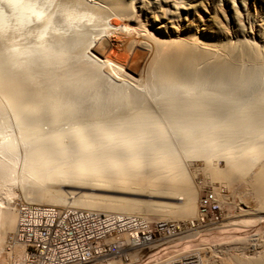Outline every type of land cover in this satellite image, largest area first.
<instances>
[{"label": "bare ground", "instance_id": "1", "mask_svg": "<svg viewBox=\"0 0 264 264\" xmlns=\"http://www.w3.org/2000/svg\"><path fill=\"white\" fill-rule=\"evenodd\" d=\"M186 2L0 0V253L6 264H23V247L12 239L19 202L186 222L151 246L159 251L181 233L192 238L200 231L194 234L203 216L201 182L237 187L252 200L241 218L210 227L222 233L254 223L248 232L260 233L248 250L221 264H264V87L239 103L237 96L222 101L216 86L232 60L264 64V51L253 37L243 38L241 21L230 33L215 13L212 33L209 24L181 21ZM206 33L235 37L209 41ZM127 241L117 234L106 243Z\"/></svg>", "mask_w": 264, "mask_h": 264}, {"label": "rangeland", "instance_id": "2", "mask_svg": "<svg viewBox=\"0 0 264 264\" xmlns=\"http://www.w3.org/2000/svg\"><path fill=\"white\" fill-rule=\"evenodd\" d=\"M186 1L187 2L185 3V6L188 7L189 12H188V15L181 16L180 18L181 21L182 19L183 21L184 19H186L185 21L186 22L190 21L191 24L189 23L188 24L192 25L193 27L194 26L195 27L196 26L205 27L206 25L207 26L210 25L213 28L212 30L208 29L207 31L208 32L211 31V33L213 30H216L214 26V21L210 19L212 18L211 16L213 15V13L216 14L217 20L220 22L222 27L224 26V29L228 30L229 33L231 31H236L238 29H241V26L236 25L238 21H241L243 24L242 29L247 32V34L243 35V38L251 40L252 39L251 37H253L252 40H254V42L257 45L261 46L262 50L264 51V0H186ZM232 16L235 17L236 21L232 20ZM182 34L186 35L187 31L186 30L184 31L183 29ZM203 36H204L203 38L206 40L217 41V42L220 40H224V38L234 39L235 37L234 35H231V34L227 35L226 37H223V36L218 37L217 35H212L209 33H206ZM25 41L22 40L23 43H25ZM253 61L252 59L242 60V61L237 60V59H235L234 61L232 60L230 65H228L227 70H225L226 74L218 76L219 83L216 84V86L219 90L218 93L220 94L219 96L222 101L228 102L229 98L237 96L235 97L237 99L243 98L242 101L240 99V102L239 100H237L239 103H245V100L248 103V100H249L248 97L250 98L251 96H253V94L258 93V91L263 89L264 87V64L260 62L258 63L257 60H255L254 62ZM228 71L230 73H228ZM206 77H209L210 79H212L211 75H206ZM245 94H247L248 97ZM250 102L251 101H249V103ZM194 181L195 183L199 184V182H201V177L197 176L194 179ZM214 186H217V184L215 183ZM237 189H238L237 187L234 189H229L225 187H213L212 188L210 183L201 182L198 188V198L202 194H204L205 191H210V192L212 191L217 203L220 204L221 218H222L221 221L227 222L229 220H234L235 218H241L243 210L247 206L245 202L249 201L248 204H250L252 201V200H249V198H247L246 195H242V193L238 192L239 190ZM95 192L98 194H102V195L103 194L105 195L111 194V196L120 195L121 197L123 196L127 199L128 198L129 199L139 198L142 200L148 199L147 197L136 196L135 194L129 195V194H118V193H106L103 191L102 192L95 191ZM151 199L154 201L158 200L157 198H151ZM198 203H199V200H198ZM197 209H198V206H197ZM252 218H257V217L253 216ZM160 220L162 219H159L156 216V214L149 215V221L152 223H157ZM172 222L173 224L179 223L178 225L181 227L182 230L184 229L183 223H186L184 221H181L180 219H172ZM213 225H214V222H212V220H210L209 217L207 219L205 218L204 221H201V226L199 224V227L196 228L197 230L196 229L194 230V234L195 232H198L200 230L199 231L200 233L199 232L196 233L197 234L196 237L190 238L187 236V238H185L184 236L185 234L181 233L179 234L181 237L178 238L176 242L174 241L173 245H172L173 242L172 243L170 242V247L168 245L169 243L164 244L159 247L160 249L161 247H165L166 245L167 248L166 247L165 248L167 250L164 249V250L156 251L154 247L153 248L151 247L149 249L139 250L133 253V255H129L130 256L129 260L130 259L134 260L133 263L131 264H155L157 262H158L157 264H159L161 261H162L161 264L162 263L166 264L167 262L168 264L169 263L171 264H198V263L199 264H221L223 261L230 262L229 260L235 254L242 253L248 250V248H250L251 243H255V241L251 240V238L260 236L259 232H255L254 233L255 236L253 235V232L255 229L248 232L249 229L257 228L254 223L250 225L238 226L239 228L236 230L226 229L222 233H219L221 232L220 229L218 231V230H215V228H210V227H213ZM185 226L187 225L185 224ZM207 227H208V230H207ZM184 233L188 234V232H184ZM194 234L191 236H194ZM163 240L157 241L156 243L162 242ZM180 247L182 248L180 249ZM182 249L184 250L185 253H182ZM191 249H192V252H190ZM193 249H196L194 250L195 252L193 251ZM186 250L188 251L186 252ZM180 252L182 254H179ZM2 254L3 255L5 254L3 253V250L0 253V258H1L0 262H2L3 264L5 255L3 256ZM172 254L175 255V257H173ZM194 254H197V255L194 256ZM199 255L202 258L204 257L203 259L205 261L202 259L203 262H201L198 259L200 258ZM170 257H173L172 259L174 260H172ZM178 257H179V260H178ZM134 258L137 259V261ZM4 263L6 264L7 262L5 261Z\"/></svg>", "mask_w": 264, "mask_h": 264}, {"label": "built area", "instance_id": "3", "mask_svg": "<svg viewBox=\"0 0 264 264\" xmlns=\"http://www.w3.org/2000/svg\"><path fill=\"white\" fill-rule=\"evenodd\" d=\"M198 209L201 221L221 218L212 191L199 197ZM175 230L171 223L146 222L136 216L19 202L12 239L23 247V264H89L110 257L128 263L132 251L149 249ZM117 234H127L128 241L106 243Z\"/></svg>", "mask_w": 264, "mask_h": 264}]
</instances>
